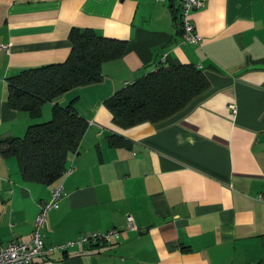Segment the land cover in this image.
<instances>
[{"label": "crops", "instance_id": "1", "mask_svg": "<svg viewBox=\"0 0 264 264\" xmlns=\"http://www.w3.org/2000/svg\"><path fill=\"white\" fill-rule=\"evenodd\" d=\"M180 8L157 0H0V139L22 137L71 105L87 123L65 174L24 181L0 153V245L31 240L40 205L61 187L45 247L89 232L111 243L49 253L53 264H264V0H204L183 44ZM73 28L123 40L99 82L64 92L33 118L7 102V80L64 61ZM194 64L209 89L159 122L120 127L105 100L158 64ZM229 105L234 106L233 112ZM116 135L127 144L110 146ZM128 217H131L132 225Z\"/></svg>", "mask_w": 264, "mask_h": 264}, {"label": "trees", "instance_id": "2", "mask_svg": "<svg viewBox=\"0 0 264 264\" xmlns=\"http://www.w3.org/2000/svg\"><path fill=\"white\" fill-rule=\"evenodd\" d=\"M177 25L181 30L180 16ZM68 38L71 48L64 61L23 69L8 78L7 102L11 108L39 117L44 102L99 82L102 64L121 57L126 48L125 41L88 28H73ZM208 89V79L194 64H158L117 90L105 105L120 127L159 123L187 108ZM87 126L71 105L54 104L48 121L29 125L22 137L0 139V153L16 158L24 181L52 184L65 174L67 161L78 151ZM108 142L110 146L127 144L116 135H110Z\"/></svg>", "mask_w": 264, "mask_h": 264}, {"label": "built area", "instance_id": "3", "mask_svg": "<svg viewBox=\"0 0 264 264\" xmlns=\"http://www.w3.org/2000/svg\"><path fill=\"white\" fill-rule=\"evenodd\" d=\"M174 1L180 8V27L181 42L183 44H198L201 36L195 30L191 19L194 11L199 10L204 0H157ZM232 111L234 106L229 105ZM61 198V187H54L50 192V198L40 205L39 212L35 218L31 240L27 243L14 239L7 245H0V264H53L49 258V253L55 250L66 251L76 245H92L96 243H111L112 239L117 238L119 231L110 229L105 232H89L82 234L75 239L68 240L57 245L45 247L43 243L42 229L47 220L48 212L57 208ZM129 224L132 225L131 217H128Z\"/></svg>", "mask_w": 264, "mask_h": 264}]
</instances>
